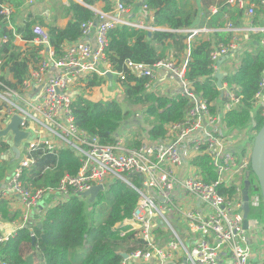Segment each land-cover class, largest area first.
I'll return each mask as SVG.
<instances>
[{
  "label": "built area",
  "instance_id": "2783aa9c",
  "mask_svg": "<svg viewBox=\"0 0 264 264\" xmlns=\"http://www.w3.org/2000/svg\"><path fill=\"white\" fill-rule=\"evenodd\" d=\"M129 1L109 0V10L89 6L96 18L81 23V37L67 43L60 56L51 48L42 24L31 25V39L18 32L27 20L26 6L30 8L34 0H25L19 9L0 1V127L17 115L20 129L29 133L0 192V198L16 197L21 202L23 222L13 233H0V244L16 236L29 212L43 197L55 195L59 203L72 195L81 196L92 186L101 185L104 191L113 181L120 180L138 196L131 215L111 228L120 237L130 238L129 250L121 251L127 254L121 264H264V216L248 217L247 228L243 225L242 182L250 167L251 149L244 146L243 139H247L240 130L230 129L223 119L224 113L237 108L240 96L235 94V86L229 90L223 84L227 99L213 114L210 104L191 89L186 79L193 41L213 29L178 30L187 36V48L179 62L167 57L152 66L131 67L136 76L148 78L147 90L158 92V72H169L179 83V93L188 99L183 119L168 124L165 136L153 139L144 130L136 137L141 143L131 145L134 138L126 131L113 143L102 144L76 125L71 107L78 91L75 85H84L83 81L92 74L106 76L108 71L113 79H124L122 73L111 69L105 49L108 32L116 25L145 28L139 22L125 19L132 7ZM226 4L243 11L244 22L234 26L227 19L220 28L233 36L227 44H214L210 59L215 65L220 57L237 53L240 42L250 35H263L260 42L264 45V0H226ZM142 9L148 11L143 3ZM50 15L49 9L40 13L45 22ZM7 44L12 45L11 50L6 49ZM32 46L40 48L36 57L29 59L27 76L16 84L9 54L18 48L26 55ZM238 63V56L233 55L228 70ZM255 98L264 115V77ZM5 140L9 144L10 139ZM237 143L242 145L236 146ZM50 148L73 151L80 161L78 172L65 174L56 187L32 191L24 185L23 175L35 165L33 153ZM203 157L211 164L213 180L206 179V172L196 161ZM228 188L234 189L230 197L225 192ZM249 205L250 208L263 205L262 196L249 195Z\"/></svg>",
  "mask_w": 264,
  "mask_h": 264
},
{
  "label": "trees",
  "instance_id": "16d2710c",
  "mask_svg": "<svg viewBox=\"0 0 264 264\" xmlns=\"http://www.w3.org/2000/svg\"><path fill=\"white\" fill-rule=\"evenodd\" d=\"M21 8L24 0H0ZM68 0V4L58 1L52 6V19L46 24L50 46L56 56L62 55L67 43L77 41L81 37V23L94 20L96 15L89 6L96 2L104 3V10L110 9L109 0ZM198 2V0H196ZM204 7L205 16L209 15L208 7L215 0H199ZM148 10H152L155 30L148 31L128 25H116L108 32V45L105 49L106 60L114 72L124 75V79H113L117 86L114 97L92 98L96 87L106 86V76L92 74L78 84L71 107L75 123L91 136H96L102 144H111L116 137L123 134V122L130 113L121 102L141 108L144 124H148L147 134L150 138L163 137L167 134L168 124L180 122L188 104V99L181 93L165 95L164 93L147 90L145 83L148 78L138 77L132 70L133 64L152 66L159 60L170 57L179 62L185 54L186 34L179 32L194 24L195 0H142ZM217 11L209 17L206 25L214 29L208 39L197 37L191 47L186 79L191 89L200 94L210 104V110L216 114L222 107L227 96L223 88H218L213 76L215 64L210 59L214 44H227L232 39L231 32L219 30L227 19L234 26L243 24V11L228 7L226 0H218ZM57 12H59L57 14ZM227 15V18H224ZM68 17L67 24L59 27L56 21ZM27 15V20L19 26L18 32L23 38L31 39V25H45L43 19ZM164 28V29H161ZM150 33V34H149ZM263 35L256 33L249 39L241 41L237 53L239 63L222 78V85L240 96L237 108L223 114V119L230 129L240 130L241 136L253 142L257 131L264 124V115L256 106L255 95L264 77V45ZM7 44L6 49L11 50ZM39 46H32L26 55L18 48L12 49L9 58L12 60L10 70L16 84H21L27 76V66L30 58H35ZM119 94V96H117ZM140 134L139 132L137 133ZM135 137L131 145L141 142ZM6 140L0 139V155L9 150ZM35 165L23 175L24 185L32 191L46 187H56L65 175H75L80 161L75 153L66 148L39 149L34 153ZM207 180H213L215 175L206 157L196 160ZM250 169V167H249ZM7 161L0 160V181L6 177ZM253 173L248 177V193L261 195L260 186ZM245 180V178H244ZM242 182V189L245 182ZM111 195L110 207L102 221L93 219L87 208L94 206L96 201L102 202L106 194L100 193L93 203L86 198L72 195L66 200L48 206L40 220V224L26 222L20 227L14 239L0 244V264H121V251H128L129 236L120 237L111 228L123 218L130 216L137 201V194L120 180L113 181L107 188ZM233 188L226 189L227 196L233 193ZM17 214L8 213L7 200H0V219H11ZM264 208H250L249 217L263 218ZM22 219V215H21Z\"/></svg>",
  "mask_w": 264,
  "mask_h": 264
},
{
  "label": "crops",
  "instance_id": "0c3cea01",
  "mask_svg": "<svg viewBox=\"0 0 264 264\" xmlns=\"http://www.w3.org/2000/svg\"><path fill=\"white\" fill-rule=\"evenodd\" d=\"M60 1L64 4H68V0H60ZM75 1L82 3L80 0H75ZM34 2L35 3L32 4L30 6V8L26 6V8L28 9V15L41 18V16H40L41 11L44 9L50 8V7L48 8V4H50V0H34ZM217 2H218V0H215L214 3L209 5L208 12H210V13H209V15L205 16L204 7H202L199 0H198V2L195 0V3H194L195 8H196L195 9L196 13H195V18H194L195 21H194V24L188 28L205 27V28L213 29L212 27L207 26L206 22L208 21L210 16H212L213 14L216 13V11H217L216 3ZM23 3H22V6L24 5ZM129 3L131 4L132 7H131V10L125 16V19H127L128 21H130L132 23H137V22L141 23L143 26H145V28H142V29L147 30V28H149V29L153 28V30H155L156 28L152 26L153 21H154L153 11L152 10L146 11V10L142 9V3H143L142 0H130ZM92 7L97 8V9H104V3L102 1H98ZM50 18H51V15H50ZM51 19H49V21H47V22H45L43 20V22L45 23V25H43V26L46 29H47L46 24L48 22H50ZM67 21H68V17L59 18L56 21V24L59 27H64L67 24ZM161 29H164V28H161ZM219 30H221V29H219ZM150 31L151 30H149V32ZM210 34H211V32H209L208 34H204L205 36H203V37L207 38L206 36L209 37ZM90 41H92L91 38H90ZM232 56L226 58V60H224L221 63L220 71L227 73L228 66H230L229 63L231 62ZM112 83H113V79H112V82L108 81L107 85L110 87ZM159 84H160V86H159ZM157 86L160 89V92L164 93L165 95H173V94L179 93V91H180L179 83L176 81V78L165 70H160L158 72V74H157ZM101 87H104V86H101ZM105 87H107V86H105ZM96 88L99 89L100 87H96ZM92 92L93 93L96 92L95 89H93ZM92 98H94V97H92ZM126 130H128V129H126ZM238 145L240 146V145H242V143H239V144L237 143L236 146H238ZM9 149H10V147H9ZM9 151L10 150H8L4 154L0 155V160L3 159L5 161H7V173H6V177L0 181V192L4 189V187L7 183V177L9 175L14 163H15V161L10 160L11 155H9V153H10ZM0 200H7V209H8L9 214H11V215L17 214L15 217H13L11 219H0V233L1 234L13 233V232H15V230H14L15 227L17 225H20L23 222L21 219V215L23 214V205L21 204V202L16 197L0 198ZM58 200H59V198L55 195H47V196L43 197L42 199H40L37 202L36 206L29 212L26 222H29L30 224L35 223V224L39 225L40 220H41V218L45 212V209L50 205L56 204ZM49 202H52V204L49 205Z\"/></svg>",
  "mask_w": 264,
  "mask_h": 264
},
{
  "label": "water",
  "instance_id": "95a60500",
  "mask_svg": "<svg viewBox=\"0 0 264 264\" xmlns=\"http://www.w3.org/2000/svg\"><path fill=\"white\" fill-rule=\"evenodd\" d=\"M150 34V33H149ZM228 56L220 57L215 65V72L213 76L216 79V85L218 88L222 87V78L227 74L220 71L221 63L228 58ZM106 77L109 82L112 81L113 75L110 71L106 73ZM20 118L17 115H13L9 118L8 121L5 122V126L3 128L0 127V139H10V160L16 161L19 159L21 150L23 148L24 141L29 137V133L20 129ZM253 173L259 183L261 196L263 199V207H264V124L257 131L254 136L253 144L251 147L250 153V169L245 173V187L242 189V214H243V225L247 228L250 213V205H249V193H248V177ZM103 191V187L101 185L92 186L89 190L82 193V197L86 198L89 202L93 203L97 196ZM122 258H126L127 254L125 252L119 253Z\"/></svg>",
  "mask_w": 264,
  "mask_h": 264
},
{
  "label": "rangeland",
  "instance_id": "374dc122",
  "mask_svg": "<svg viewBox=\"0 0 264 264\" xmlns=\"http://www.w3.org/2000/svg\"><path fill=\"white\" fill-rule=\"evenodd\" d=\"M59 0H50V4H48V8L50 9L51 11V18H52V13H53V8L52 6H56L57 3H58ZM59 12H57L58 14ZM50 18V19H51ZM106 86H108L106 84ZM75 88H76V85H75ZM116 88L117 86L115 84L112 85L111 88H107V87H100L99 89L95 88V91L94 93H92L91 95L94 96V99L97 98L99 99L101 96H103L104 99H107V98H111V97H114L116 94H117V91H116ZM71 89H74V87H71ZM119 96V94L117 95ZM92 97V96H91ZM123 107L124 108H128L130 110V113L126 116V119L124 120L123 122V129H128L126 130L127 132H129L131 134V136L135 135L137 137H139L141 134H143L144 130H147L148 129V124H144V121H143V116L141 114V108L138 107V106H131V105H128L127 103L125 102H121ZM2 106L0 105V108ZM0 126H1V122H0ZM125 131V132H126ZM140 133L139 135L137 133ZM135 138V137H133ZM243 143H244V146L247 147L246 149L252 147V144L253 142H251L250 140H244L243 139ZM251 152V150H250ZM252 176H255L254 174H252ZM107 188L102 191L101 193L103 194H106V199L102 202H99V201H96L94 206L90 207V203H87V208L88 210L91 212V216L94 217L93 219H95L96 221H102L106 215H107V212L109 210V207H110V199H111V195L110 194H107ZM52 204V202H49V205ZM250 218V217H249ZM251 219V218H250Z\"/></svg>",
  "mask_w": 264,
  "mask_h": 264
}]
</instances>
